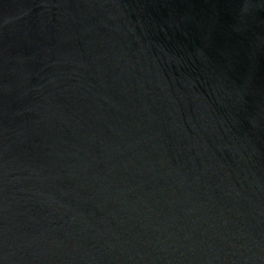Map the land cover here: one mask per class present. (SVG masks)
Listing matches in <instances>:
<instances>
[{
	"label": "water",
	"instance_id": "water-1",
	"mask_svg": "<svg viewBox=\"0 0 264 264\" xmlns=\"http://www.w3.org/2000/svg\"><path fill=\"white\" fill-rule=\"evenodd\" d=\"M0 264H264V0H0Z\"/></svg>",
	"mask_w": 264,
	"mask_h": 264
}]
</instances>
